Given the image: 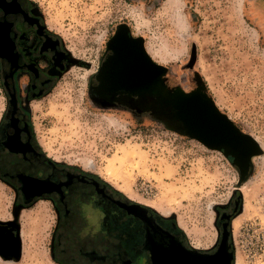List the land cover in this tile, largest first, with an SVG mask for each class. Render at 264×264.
<instances>
[{
	"label": "rangeland",
	"instance_id": "obj_1",
	"mask_svg": "<svg viewBox=\"0 0 264 264\" xmlns=\"http://www.w3.org/2000/svg\"><path fill=\"white\" fill-rule=\"evenodd\" d=\"M33 1L69 57L56 87L33 103L46 153L77 173L105 181L128 203L169 218L189 245L215 244L217 207L234 193L241 197L236 214L241 212L238 174L222 153L169 129L147 111L104 106L91 98L105 43L118 24L126 23L142 37L145 51L150 44L170 52L163 62L156 60L165 69L166 87L190 92L201 84L216 107L255 142L259 153L247 179L249 214L236 229L231 222V238L235 264H264V172L258 175L255 159L264 157V0ZM169 2L184 13L182 35L173 25ZM6 106L0 71V119ZM77 192L70 221L60 230L48 200L16 208L14 191L0 180V221L24 230L19 257L0 264H69L73 233L82 242L100 239L104 210L91 186L78 184ZM129 211L143 215L136 207ZM129 218L118 223L124 236L136 233L137 223ZM60 237L63 255L54 249Z\"/></svg>",
	"mask_w": 264,
	"mask_h": 264
},
{
	"label": "flooded vegetation",
	"instance_id": "obj_2",
	"mask_svg": "<svg viewBox=\"0 0 264 264\" xmlns=\"http://www.w3.org/2000/svg\"><path fill=\"white\" fill-rule=\"evenodd\" d=\"M142 46V37L133 34L126 23L115 27L90 84L89 93L96 103L130 109L132 102L136 104V99L141 98L140 92L157 83L159 74L164 81L165 69L151 54L153 59L148 58ZM68 58L61 38L47 25L33 0H0V71L7 95L6 110L0 119V180L14 191L16 208L48 200L61 223L60 230L67 219L70 221L72 204L78 200L79 177L75 170L63 167L46 153L36 132L33 103L45 99L56 87L67 69ZM217 121V135L201 133V142L225 156L240 184L252 172L257 148L234 123ZM189 129L194 130L190 124ZM240 204L239 193H234L225 205L217 207L218 239L209 247L189 245L175 230L173 221L167 224L143 213L139 217L146 222L145 229L136 231L130 239L107 226L102 227L100 239L82 242L73 233V254L68 262L235 264L231 222ZM17 231L13 223L0 221V254L13 256L18 252ZM54 249L60 255L65 253L61 237Z\"/></svg>",
	"mask_w": 264,
	"mask_h": 264
},
{
	"label": "trees",
	"instance_id": "obj_3",
	"mask_svg": "<svg viewBox=\"0 0 264 264\" xmlns=\"http://www.w3.org/2000/svg\"><path fill=\"white\" fill-rule=\"evenodd\" d=\"M142 50L146 54V56H148V58H150V56L146 53L143 46H142ZM159 68H160V66H159ZM157 79L158 80H157V83H155V85L147 87L145 92H140L142 94L141 98L139 97L136 99V104H135V102H132L134 105L130 106V109L136 110V111H144V112L147 111V112L151 113L153 117L158 118V120L160 122L164 123L163 120L160 119L154 113L151 106H153L154 104H157V102L160 98V93L165 92L167 94H175V95L177 94V95L182 96V97L195 98V100L198 102V104L199 105L201 104L200 111L202 112V115H205V117L211 116V118L213 120H215V119L217 120V118L220 120L225 119L226 121L233 124L232 121H230L227 118L225 113H223L222 111H220L216 107V105L214 104V102L210 98V96H208L204 92L201 84H199L195 89L191 90L190 92H185V91L181 90L180 88L169 89L168 87H166L164 85L163 81L161 80L160 74H159ZM147 91H149V92H147ZM207 107H208V109H207ZM190 125H192L191 122H190ZM236 128H238V127H236ZM180 133L187 134L185 132H180ZM244 135L249 140H251V142L256 146L255 142L251 139V137H249V135H247L245 133H244ZM256 148H257V146H256ZM258 153H259V150L257 148V154ZM62 166L65 167L63 164H62ZM77 175L79 177L77 180V189H78V184H81V183H83L85 186H91L92 187L96 203L99 204L100 206H102V208L104 210L103 226L109 227V229H111L112 231L113 230H120L121 231V229L118 228V226H119L118 223H119L121 217H127V218L130 217L128 220L131 219L130 221H133L134 225H136V223H137V228L135 229L136 231L145 229L146 222L143 220V218L137 216L135 213H131L129 211L130 206L138 208L139 210H141L144 213V215L149 214L150 216H152V215L155 216V217H151L152 220H154V218H156V219L163 221V222L171 221L169 218H166V217L159 215L153 209L147 208L145 206L137 205L134 203H128L127 201L123 200L122 196L119 195V193H117L115 189L110 187L108 185V183H106L105 181H102L99 178L97 179L96 176H89V175L84 174V173H77ZM77 195H78V192H77ZM140 218H141V221L139 220ZM146 218L150 219V217H146ZM134 221H135V223H134ZM132 236L135 237L136 233H134V235H127L126 237L128 239H130Z\"/></svg>",
	"mask_w": 264,
	"mask_h": 264
},
{
	"label": "water",
	"instance_id": "obj_4",
	"mask_svg": "<svg viewBox=\"0 0 264 264\" xmlns=\"http://www.w3.org/2000/svg\"><path fill=\"white\" fill-rule=\"evenodd\" d=\"M151 108L154 113L163 120L164 125L169 129L191 134L200 142L201 133L209 137H213L218 133L217 120H213L211 116L205 117V115H202V112L200 111L201 104L199 105L195 98H187L177 94H167L162 92L160 93V98L157 104H154ZM190 122L194 130L189 129ZM202 128H204V130H202ZM244 182L245 180L239 185H242ZM17 239L18 252H16L15 255L19 257L21 251L19 229L17 231Z\"/></svg>",
	"mask_w": 264,
	"mask_h": 264
},
{
	"label": "bare ground",
	"instance_id": "obj_5",
	"mask_svg": "<svg viewBox=\"0 0 264 264\" xmlns=\"http://www.w3.org/2000/svg\"><path fill=\"white\" fill-rule=\"evenodd\" d=\"M178 5H176L173 2H169L168 4V9L169 11L172 12V17H173V25L175 26L176 30L180 33V35L184 34L186 31L185 28V16L182 10H180L178 7ZM187 24V23H186ZM163 50V51H162ZM149 51L151 52V54L158 59L159 61H164L166 59V57L168 56V54L170 52H168V50L166 48H162V49H155L152 45L149 44ZM208 109V107H207ZM114 119L110 118V121L113 122ZM111 122V123H112ZM263 148H264V144L261 142ZM256 164L259 165V172L258 175H263L264 172V157H261L260 155L257 156L256 158ZM249 181L243 183L239 188L241 191V194L243 195V208L241 209V212L239 214H236V216L233 218L232 220V227L233 229H236L241 220L245 219L246 216H248L249 214V210H248V204H247V183ZM254 182V181H253ZM251 182V183H253ZM249 190V189H248ZM146 226V225H145ZM150 230V229H149ZM20 236L24 237V230L21 229L20 230ZM173 237V236H172ZM28 238V237H27ZM163 238V237H162ZM167 240V239H166ZM157 242V241H156ZM176 243V242H175ZM176 247V246H175ZM185 251V250H184ZM11 255V254H10ZM0 260L8 262V263H12L16 260V258H14L13 256H9V255H2L0 254ZM237 264H241L239 260H237Z\"/></svg>",
	"mask_w": 264,
	"mask_h": 264
},
{
	"label": "crops",
	"instance_id": "obj_6",
	"mask_svg": "<svg viewBox=\"0 0 264 264\" xmlns=\"http://www.w3.org/2000/svg\"><path fill=\"white\" fill-rule=\"evenodd\" d=\"M146 48H147L148 53L151 54V52L149 51V44L147 45ZM151 55H152V54H151ZM151 55H150V56H151ZM152 56H153V55H152ZM153 57H154V56H153Z\"/></svg>",
	"mask_w": 264,
	"mask_h": 264
}]
</instances>
